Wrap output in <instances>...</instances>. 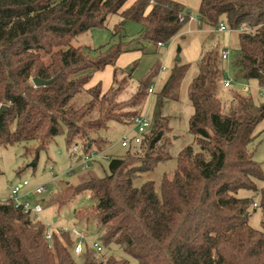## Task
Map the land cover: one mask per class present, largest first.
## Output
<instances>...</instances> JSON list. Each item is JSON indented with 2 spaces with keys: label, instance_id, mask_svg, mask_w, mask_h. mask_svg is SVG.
<instances>
[{
  "label": "trees",
  "instance_id": "1",
  "mask_svg": "<svg viewBox=\"0 0 264 264\" xmlns=\"http://www.w3.org/2000/svg\"><path fill=\"white\" fill-rule=\"evenodd\" d=\"M128 1L0 0V105H6L0 113V144L36 141L37 159L63 133L67 146L80 141L85 155L110 146L101 135L108 122L132 124L144 106L153 71L120 102L130 89L124 86L130 73L115 67L117 57L143 50L144 41L168 43L187 23L179 15L190 10L174 0ZM110 14L120 17L114 32L125 21L140 25L138 36L129 42L141 46L119 41L108 43L105 50L103 45L91 50L71 44L77 35L102 27ZM196 15L203 26L215 28L223 22L232 29L246 28L237 32L227 70L235 82L255 81L264 88V0H201ZM221 50L214 34H208L197 73L187 85L190 143L170 153L169 119L163 113L166 101L178 99L187 68L179 59L154 97L141 141L127 147L124 156L107 155L108 172L102 177L66 183L51 200L62 207L88 190L93 208L78 209L74 216L86 222L92 217L98 242L89 247L84 241L74 258L70 230H56L48 241L42 221L9 199L0 200V264H129L109 254L110 245L137 264H264V172L248 148L264 118V101L233 90L223 104L219 91L226 68ZM106 65L114 67L111 86L105 92L99 83L86 88ZM118 73L123 75L120 80ZM33 77L52 81L35 87ZM77 96L82 98L74 103ZM122 102L128 110L117 113ZM170 158L175 167L158 185L153 180L134 184L140 173ZM239 190L251 194L239 196ZM254 207L261 213L259 228L249 223Z\"/></svg>",
  "mask_w": 264,
  "mask_h": 264
},
{
  "label": "rangeland",
  "instance_id": "2",
  "mask_svg": "<svg viewBox=\"0 0 264 264\" xmlns=\"http://www.w3.org/2000/svg\"><path fill=\"white\" fill-rule=\"evenodd\" d=\"M130 1L132 0H129L128 3H130ZM190 12L194 15L197 13L195 10H190ZM119 21L120 17L118 15L110 14L106 18L102 27L94 28L77 35L73 38L71 44L74 46L87 47L91 50L102 45L103 48L101 50H105L108 43L112 44L119 41L126 44L128 43V47L131 48L141 46L140 43L133 41L129 42L138 36L141 28L140 25L133 21H125L122 22L121 30L114 32V25ZM204 28L207 29L206 33L190 31L189 33L185 31L183 36L177 34L168 44L161 47L157 46L155 41H144L143 50L133 49L126 51L119 55L115 62V67L124 69L126 72L128 71L130 73L129 83L127 82L124 85H129L130 89L129 91H126L127 94L125 96L123 95V97L118 98V101L120 102L129 99L128 97L135 90L137 82L150 74L155 66L153 76L150 80L151 83L157 79L155 73L157 72V68L159 69V65L161 66L160 72L163 78L170 72V67L175 61H177V56H179L181 64L187 65L186 71L179 85L178 99L175 101H166L163 107V113L168 115L169 119V137L171 140L169 151L172 155L176 154L182 147L192 141V135L188 131V119L192 113V107L187 97V85L192 77L196 75L198 70L197 59L202 48L200 43L202 39L201 37L203 34L208 35L213 33L218 40L219 46L222 48L229 47L232 49L237 46V32L217 33L214 31L213 27L204 26ZM182 30L181 32H183ZM178 46H182L181 51H177ZM168 49H170V54L166 55ZM225 68L224 77L230 76L227 70V61H225ZM99 76V81L101 82L100 85L103 88L104 86H108L112 75L110 73L106 74L105 71H102ZM122 77L123 75L119 73L117 74V80H120ZM164 82L165 81L162 78H158L156 81L157 85L155 92L152 95H149L146 89L147 96L141 112L144 111L148 118L153 109L154 97L156 93L160 91ZM245 83H249L251 88L248 92H243L242 94L251 95L256 102L264 101V96L259 93L258 89L260 88H258L255 81ZM233 90H241L240 84L233 83L229 88L222 86L219 91V96L223 104H227L230 101L231 92ZM83 96L86 99L89 98L86 95ZM81 98L77 96L73 99V102L79 103ZM122 106H125V102L120 103L116 110L117 113H122L128 110V108H123ZM135 132L136 130L132 128V125L128 121L125 122L120 120L119 122H108L107 129L102 131L101 135L109 141L110 146L106 152H102L87 164H84L79 160V157L82 155L81 142L77 141L72 145L67 146L63 133L56 135L47 144L45 149L40 150L37 159H35L34 151V148L37 146L36 141L17 142L8 145L0 144V199H6L9 197L10 188L13 185H18L23 180H27L28 185L23 187L22 193H26L25 199L29 200L31 203L44 199V201H42L43 209L38 213L36 218L46 225L47 230H51V233L56 230H71L72 228L84 231L87 235L85 242L89 247H92L94 242H98L96 222L92 220V217L86 222L84 219L77 220L74 216L75 211H79L78 209L93 208L94 201L92 200L89 191H82L62 207H57L50 202L53 197L57 195L62 185H65L66 183H79L90 177H102L107 173V155L124 156L127 148L120 146L119 139L125 133L128 134V136H131ZM255 132L257 136L248 145V148L252 153V158L260 163L262 171L264 172V118L257 125ZM73 146L77 147V152L75 153V156L71 157L70 152ZM174 167V158L160 161L153 169L140 173L139 176L135 178L134 184L138 186L146 180H153L156 185H158L163 174L171 172ZM40 185L45 186L44 193L41 195H35L32 193V190ZM259 185L261 186L262 183L259 182ZM250 194L251 192L247 190H239L238 192L239 196H249ZM254 199L257 201L258 197H255ZM84 215H87V213H83L82 218H84ZM260 217V210L257 207H254L249 215L250 225L254 228H259ZM106 250L109 254H112L117 258L127 259L129 264H137V261L133 257L125 254L115 245H110ZM94 253L99 255L96 252ZM73 256L74 258H77V255Z\"/></svg>",
  "mask_w": 264,
  "mask_h": 264
},
{
  "label": "built area",
  "instance_id": "3",
  "mask_svg": "<svg viewBox=\"0 0 264 264\" xmlns=\"http://www.w3.org/2000/svg\"><path fill=\"white\" fill-rule=\"evenodd\" d=\"M185 17H187V23L189 24L192 21H197L198 17L197 15H194L192 12H189L187 14H180L179 15V21L180 22H184ZM246 29L243 26H239L236 29H232L227 27L223 22H220L215 28L214 31L217 33H230L232 31L238 32V31H242ZM172 40V39H171ZM170 40V41H171ZM169 43V42H168ZM168 43H164V42H160L157 41L156 45L157 46H164ZM229 55H230V48L229 47H224L221 50V58L225 61H228L229 59ZM159 77H157L156 81L158 80ZM156 81H154L153 83H150V85L148 86V94L152 95L155 92L156 89ZM233 83L235 84H240L241 86V90H237L238 92H248L251 88L249 83H245V82H235L231 76H227L224 77L223 79V87H230ZM260 89L259 93L264 96V88L263 87H258ZM150 120L149 118L146 116V114L143 112H141L140 114L136 115L133 118L132 121V128H134L136 130V132L131 135L128 136V134H124L120 139H119V144L122 147H129L131 144H137L141 141V136L142 134L147 130L148 126H149ZM77 152V147L73 146L72 150L70 152L71 157L75 156ZM102 152H95L92 151L88 154L85 155H81L79 157L80 162L87 164L88 162L94 160L97 156H99ZM28 185V181L27 180H23L22 182H20L18 185H13L10 188V195L8 198L6 199H0V200H11L14 204L15 207L20 208L24 213H29L34 217H37L38 213H40L43 209L42 206V201H44V199H40L39 201L35 202V203H31L29 200L25 199L26 193H22V189L24 186ZM45 191V186L44 185H40V186H36L33 190L32 193H34L35 195H41L43 194ZM71 233L73 234V236L75 237V243L73 246V251L75 255H79L82 251H83V247H84V241L85 238L87 237L86 233L84 231L78 230L76 228H72ZM45 239H47L48 241H50L52 239V233L51 230H46L45 232ZM96 249L98 251L101 250V246L97 243L94 244Z\"/></svg>",
  "mask_w": 264,
  "mask_h": 264
},
{
  "label": "crops",
  "instance_id": "4",
  "mask_svg": "<svg viewBox=\"0 0 264 264\" xmlns=\"http://www.w3.org/2000/svg\"><path fill=\"white\" fill-rule=\"evenodd\" d=\"M174 1H177V2H179V3H181V4H183L185 7H186V9H189V10H191V11H193V10H195V11H197L198 10V8H199V6H200V2H201V0H174ZM148 9H149V7H148ZM201 26H203L200 22H199V20H197V21H192V22H190L189 24H186L185 25V27H184V29L182 30L183 32H180L179 33V35L180 36H183L184 35V32L185 31H187V32H201V33H206L207 32V29H205L204 28V26L203 27H201ZM189 32V33H190ZM207 35L206 34H203V36L201 37L202 39H201V45L203 44V41H204V39H205V37H206ZM144 45V44H143ZM159 47H161V46H159ZM167 47H169V46H167ZM181 49H182V46H181ZM181 51V50H180ZM201 51V50H200ZM126 52V51H125ZM197 52H198V49H197ZM124 53V52H123ZM122 54V53H121ZM120 54V55H121ZM170 54V49H168L167 51H166V55H169ZM200 54V53H199ZM119 57V56H118ZM117 57V58H118ZM117 60V59H116ZM174 65V64H173ZM172 65V66H173ZM172 66L170 67V69L172 68ZM154 67V66H153ZM156 67V66H155ZM154 67V68H155ZM158 67V66H157ZM113 67H112V65H106L105 67H104V69L103 70H100V71H97V72H95L93 75H92V77H91V80H89V82L85 85V87L86 88H88V87H91V86H94L95 84H97L98 82H99V84L101 83L100 81H99V78H100V74H101V72L102 71H105L106 72V74H108V73H110L111 75H112V73H113V69H112ZM154 68H153V70H154ZM160 68H161V66L159 65V69L157 68V72L155 73V76H156V78L157 77H159V79H163L164 81L166 80V78H167V76H168V74L166 75V76H164V78L162 77V74H161V72H160ZM152 70V71H153ZM154 72V71H153ZM96 76V77H95ZM95 77V78H94ZM93 78V79H92ZM93 80V81H92ZM95 81H98V82H95ZM111 83H112V78L110 79V83L108 84V86H104V88L101 86V90H102V92H105L110 86H111ZM106 150H108V148H106L104 151L106 152ZM103 151V152H104ZM38 201V200H37Z\"/></svg>",
  "mask_w": 264,
  "mask_h": 264
},
{
  "label": "water",
  "instance_id": "5",
  "mask_svg": "<svg viewBox=\"0 0 264 264\" xmlns=\"http://www.w3.org/2000/svg\"><path fill=\"white\" fill-rule=\"evenodd\" d=\"M181 50V47L178 46L177 47V51H180ZM176 60H179V56L176 57ZM52 81V79H41L39 77H33L32 78V82H33V85L35 87L37 86H43V85H47L49 84L50 82ZM6 105L5 104H1L0 105V113L5 109Z\"/></svg>",
  "mask_w": 264,
  "mask_h": 264
}]
</instances>
